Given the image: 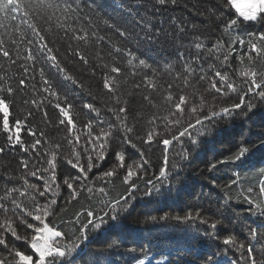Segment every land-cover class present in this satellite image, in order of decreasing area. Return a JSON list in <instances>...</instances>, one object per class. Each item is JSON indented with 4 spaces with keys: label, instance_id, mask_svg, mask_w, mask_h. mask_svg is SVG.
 <instances>
[{
    "label": "snow or ice",
    "instance_id": "6c2138e0",
    "mask_svg": "<svg viewBox=\"0 0 264 264\" xmlns=\"http://www.w3.org/2000/svg\"><path fill=\"white\" fill-rule=\"evenodd\" d=\"M179 2L135 0L136 5L146 4L156 12L167 10ZM183 6L188 8L187 2ZM98 8L95 0L91 3L87 0H0V30H3L0 32V57L8 62L9 67L23 61L19 63L22 73L18 79H14L15 74L9 75L4 63H0V136L4 137L0 153L19 146V150L27 154V158L20 159L21 174L18 177H5L6 182L18 180L20 183L11 187L5 183L0 189V264H101L102 259L103 264H115L107 253L123 246L126 238L125 220L132 215L137 205L158 203L156 196L159 183L173 180L179 192L184 162L205 142L203 138L224 130L225 126L235 128L239 124L240 130L235 133L238 139L227 154H220V158L207 162V171H219L220 166L239 168L259 153L261 166L257 175L264 176V73L240 72L239 75L245 79L238 87L226 70L233 68L234 53H237L235 59L240 62L245 57L249 63L264 60V30L259 31L258 35L245 30L247 40L238 34L234 35L235 30L245 22H249V26L260 25L264 29V0H216L214 5L202 11L198 0L190 10L210 20L215 24L213 31L220 32L211 47L206 43L208 36L199 32L196 24H189L185 17L172 16L167 22L161 19L157 27L155 17L127 8L126 11L135 21L129 27L110 16H102ZM226 10H234L235 18ZM37 19L49 25L55 20L57 28L64 31L68 41H83L87 44L91 36L97 44L103 42L111 45L108 55L117 62L112 65L90 64L80 47H74L70 42L65 59L82 63L92 76H96L97 68L107 70L101 72L97 87L102 85L108 97L103 103L114 119H105L101 108L93 102L76 105L70 99V86L81 89L93 101L97 97L61 61L57 54L59 48L49 46L35 22ZM101 22L108 30L104 35L99 34ZM21 25L30 29L33 37L27 39L23 54L20 49L23 39L18 41L13 36L14 33H19L22 38L26 36L21 31ZM46 30L51 31V27ZM109 33L120 38L119 43H115ZM184 37L188 38V42L182 44L180 41ZM224 37L228 39L224 40ZM165 40L177 49L175 63L166 65L168 74L173 77L167 83V91L163 95L167 115L160 117L153 113L147 122L148 130L142 135L137 124L129 122L132 110L128 101L122 102L118 95L121 87L119 79L125 71L133 77L142 73L141 83L159 91L155 82L159 69L150 64L148 59L141 58V55L149 51L152 45ZM236 45L242 49L246 46L247 51L238 53ZM137 52H141V55H137ZM97 57H100L99 52ZM120 60L126 61L124 68L119 66ZM37 61L41 64L38 69ZM37 71L39 87L32 84V95L38 92L47 94L40 103L35 98L29 99L21 94L27 92L28 81L36 79L35 75L29 76V73ZM196 84H201L202 90L197 89ZM140 86L134 85L135 88ZM189 88L193 91L188 92ZM143 99L153 107L157 106L150 95H144ZM45 100L58 110V123L68 133L65 139L71 148L70 158L63 156L60 143L46 149L38 148L42 141L29 120L33 111L29 110L23 118L15 115L18 105H32L43 113L47 121L48 112L43 105ZM84 110L89 114L95 113L96 118L88 119L86 123L81 121V129L76 121ZM160 120L162 124L157 123ZM253 125L259 128L254 139L250 135ZM22 131L33 138L32 143L28 144L22 139ZM43 135L41 132L40 136ZM177 144L180 145L179 150L175 147ZM160 145L163 166L159 167L155 180H144L142 187L137 181L143 180L149 168L154 166L146 158V151ZM34 157L38 158V163L32 162ZM171 160H175V163H171ZM233 175L230 184L216 185L226 197L224 209L231 207L233 198L243 201L249 205L246 210L248 214L258 217V222H241L239 216L231 220L219 208L216 218H210L202 214L200 205L189 207L183 214L145 213L138 222L160 227L197 221L206 225L205 229L200 230L201 234L193 236L183 249L195 251L201 240L211 241L214 248L201 257L200 264H221L219 257H228L229 252L239 254V259H228L225 264H264V179H257L255 184L248 181L245 186L246 178L242 180L241 174L235 171ZM30 178L41 183L32 182ZM117 179L125 186V192L118 197L100 201L99 213L92 209L81 210L71 219L62 220L65 229L50 227L52 220L49 218L59 216L64 210L58 201L71 204L77 201L85 189L93 194L96 181L104 185L98 188L99 193L108 197L106 186L114 184ZM233 185H238L240 190L234 189ZM26 200L30 203H26ZM234 224L241 227L245 234L244 240L231 231L224 234L220 232L222 227L228 229ZM100 237H103L102 246L89 252L87 249L91 240ZM138 251L145 250L126 248L124 264H145L148 259L146 251L142 259L137 257ZM155 264L167 262L156 260Z\"/></svg>",
    "mask_w": 264,
    "mask_h": 264
},
{
    "label": "trees",
    "instance_id": "16d2710c",
    "mask_svg": "<svg viewBox=\"0 0 264 264\" xmlns=\"http://www.w3.org/2000/svg\"><path fill=\"white\" fill-rule=\"evenodd\" d=\"M91 3L92 0H87ZM187 2L188 8H185L183 5ZM95 3L99 5L98 11L102 16H110L115 20L119 21L122 25H127L131 27L135 23L133 18L126 11L127 8H133L137 13L147 12L149 15L153 16L157 20V27H159L158 21L163 19L167 22L172 16L176 17H185L189 24H196L198 31L204 33L208 36V47H211L212 43H215L216 38L220 36L219 30L213 31L215 24L210 22V20L195 14L192 9L193 5L198 3V0H180L179 4L176 6H171L167 10H161L156 12L154 9H149L146 4L136 5L135 0H95ZM216 3V0H199V7L202 11L205 7H211ZM230 13L232 18H235L234 10H226ZM40 30L41 34L46 37V40L49 42V46L59 48L58 56L61 61L71 70V72L83 82L86 88L92 92L93 96H96L95 101L92 100L91 96L86 95L81 89L70 86L69 93L70 99L76 105H82V102H93L98 108L102 110V116L105 119L112 120L111 113H108L106 106L103 103L108 100V97L105 95L101 87H97L98 81L101 80V72L107 71L97 68L96 76H92L88 71V68L82 63L73 60L70 62L65 59V56L68 55L67 45L68 42L72 43L73 46H79L84 54L89 58L90 64H104L107 63L112 65L117 63L113 61L111 56L108 55V52L111 50V45H105L103 42L97 44L95 38L89 37V42L85 44L83 41H68V38L65 37L64 31L57 28L56 21L53 20L51 25L45 23L39 19L35 21ZM167 27V23L164 25ZM51 27V31H47ZM78 27V26H77ZM256 33L258 35L261 29L260 25L253 24L249 26V22L241 24L240 28L235 30L234 35L238 34L243 36L247 40L246 31ZM3 30H0L2 32ZM21 31L26 33L24 38L20 37L19 33H14L13 36L18 41L23 39V43L20 44L21 53H24V49L27 46V39H32L31 30L28 29L25 25H21ZM107 29L100 23L99 34L104 35L107 33ZM82 34V33H81ZM111 34V33H109ZM71 35V34H69ZM113 41L119 43V39L114 34H111ZM7 39V37H5ZM227 40V37L223 38ZM67 41V42H66ZM54 42V43H53ZM182 44L188 42V38L184 37L180 41ZM37 46L38 45H34ZM131 47V46H130ZM237 52L247 51L246 46L242 49L241 46L236 45ZM143 51V50H142ZM97 52L100 53V57H97ZM137 55H141V52H137ZM233 54L232 62L233 68L226 69L232 79L236 82L237 86H241L244 81V77L239 75L242 71H256L258 73H264V60H257L253 63H249L247 57H245L243 62H240L235 59ZM13 58H15L13 50ZM141 58L148 59L150 64H153L154 67L158 68L159 71L156 74L155 82L159 91H154L150 89L146 84L141 83V75L131 76L128 74V71H125L120 79V89L118 90V95H120L122 102L124 100L128 101V106L130 107L131 114L129 115V122L136 123L137 128L140 134L146 133L148 130V120L151 118L152 114L163 117L167 115V105L163 104V95L167 91V83L173 79L171 75L168 74L166 70V65L168 63H175L177 59V49L171 46V42L165 40L161 44L152 45L149 51H146L141 55ZM9 67V64L4 58L0 57V63H4L5 69L8 70V74H15L14 79H18L22 73V69L19 68V63ZM218 64V62H217ZM126 61L120 60L119 66L124 68ZM41 66L40 62H36V68L38 69ZM206 68L207 65L205 64ZM225 69H221L224 71ZM35 75V81H28V90L27 92L21 93L27 98L37 99L40 103L44 93H37L35 96L32 95V84L35 83L39 87V75L37 72H30L29 76ZM174 75V73H173ZM211 75V73H210ZM259 78V77H258ZM67 83V82H65ZM195 83V82H193ZM135 84H140V88H135ZM90 86V87H89ZM206 86V85H204ZM196 88L202 90L201 84H196ZM59 90V89H58ZM188 92L193 91L192 88L187 89ZM144 95H150L151 100L156 107H153L148 101L143 99ZM19 98V97H18ZM49 99H52L49 97ZM45 110L48 112V120L44 119L43 113L37 110L32 105L20 106L16 108L15 115L23 118L29 110L33 111V116L29 117L31 122L30 126H35L37 132V137L41 139L42 145L38 146L40 149H46L48 147H54L56 143L62 145L60 151L64 157L70 158L71 148L67 143L65 137L68 135L64 126L59 125L58 123V110L55 109L48 101H43ZM79 111V109H76ZM95 113L89 114L87 110L80 113L77 118V125L79 128H83L84 123L88 119H95ZM157 123L162 124V120L157 121ZM240 130V125L237 124L235 128L230 126H225L224 130L215 132L212 136L203 138L205 142L201 143L199 148L196 150L194 155L186 162H184L183 170L180 172L181 177L183 178L180 184V191H176L175 181H163L158 184V193L156 199L158 203L153 205H145L143 203L137 205L136 209L133 211L132 215L127 218L124 222V228L126 232V238L123 240V246L118 250H111L107 253L108 257L115 262V264H124L125 261V250L129 247H136L138 250H145L148 259L146 261L155 262L156 260H166L167 264H200L201 257L213 250L214 245L211 241L201 240L198 246L195 248V251H183L187 242L198 234H201L200 230L205 229L206 225H201L197 221L196 223H189L183 225H170L167 227H160L158 225H143L138 221L143 218L145 213H151L155 215L163 214L164 212H171L173 214H183L191 206L200 205L202 206V214L210 217L216 218L217 209L225 213V216L229 217L231 220H235L237 216L241 218V222L252 223L253 221L259 220L258 217L251 216L246 211L249 205L243 201H237L233 198L230 201L231 207L227 210L224 209V201L226 197L224 193L220 191L216 185H225L230 184L231 180L234 179L233 172H239L241 174V179L246 178L245 186L247 182L250 181L253 184L256 183L257 179H264V176L258 177L259 167L261 166V160L259 153L253 157L251 160L245 162L239 168L224 167L220 166L219 171L208 172L207 171V162L210 160L220 158V154H227L228 150L233 148L235 140L238 137L235 136V133ZM259 131V128L255 125L252 126V133L250 134L252 138H255V133ZM43 132L44 135L40 136V133ZM22 139L25 140L28 144L33 142V138L28 136L26 132L22 131ZM4 143V137L0 136V145ZM176 149L179 150L180 145H175ZM147 149V146H145ZM159 148L160 146H154L153 149H147L146 158L150 159L153 167L149 168L148 175L144 177L143 180H138L137 182L143 187L144 180L152 178L155 180V177L158 176V169L160 166H163L162 156ZM189 151L191 147L189 146ZM171 156V152H170ZM21 157L27 158V154L22 153L19 150V146L16 149L8 150L5 153H0V189H2L7 183V186L11 187L14 184L20 183L18 180H13L11 182H6L5 177L19 176L21 174L20 169V159ZM33 163H38V158H33ZM171 163H175V160H171ZM239 163V162H237ZM110 166V165H105ZM31 167V164H30ZM70 167V166H68ZM58 183L60 182V170L58 169ZM96 171V169H94ZM135 179V178H134ZM32 182H37L35 178H30ZM41 183V182H37ZM94 193L89 194L85 189L80 193L77 201H73L71 204H66L65 201L60 200L58 204L64 210L60 212L59 216L49 219L52 220L50 227H54L56 230L65 229L66 225L62 223V220L71 219L74 214L81 210L92 209L97 213L100 211V201L104 199H110L112 197H118L120 194L125 192V186L120 183V180L117 179L115 183H109L106 186V191H109V196L104 197L99 193L98 188L104 186L102 182L96 181ZM92 186V184H89ZM237 191L240 190L238 185L232 186ZM169 188L172 189L171 193ZM258 188V185H257ZM30 203L29 201H25ZM223 220L224 217H221ZM211 231L210 229H208ZM226 231H231L239 236L241 240L245 239V234L241 231L239 224H234L232 227L225 229L221 228L220 232L224 234ZM103 244V237L94 238L88 245V251L91 252L93 249H96ZM221 247H224L221 245ZM259 248V244H257ZM145 251H138L137 257L142 259L144 258ZM221 264H225V261L228 259H239V254L234 252H229L228 257H219ZM103 264V259L101 260Z\"/></svg>",
    "mask_w": 264,
    "mask_h": 264
},
{
    "label": "rangeland",
    "instance_id": "374dc122",
    "mask_svg": "<svg viewBox=\"0 0 264 264\" xmlns=\"http://www.w3.org/2000/svg\"><path fill=\"white\" fill-rule=\"evenodd\" d=\"M145 264H149V261H145ZM151 264H155V262H151Z\"/></svg>",
    "mask_w": 264,
    "mask_h": 264
}]
</instances>
